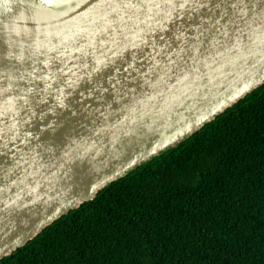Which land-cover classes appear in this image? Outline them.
I'll list each match as a JSON object with an SVG mask.
<instances>
[{
	"label": "water",
	"instance_id": "water-1",
	"mask_svg": "<svg viewBox=\"0 0 264 264\" xmlns=\"http://www.w3.org/2000/svg\"><path fill=\"white\" fill-rule=\"evenodd\" d=\"M264 84V0H0V260Z\"/></svg>",
	"mask_w": 264,
	"mask_h": 264
},
{
	"label": "trees",
	"instance_id": "trees-1",
	"mask_svg": "<svg viewBox=\"0 0 264 264\" xmlns=\"http://www.w3.org/2000/svg\"><path fill=\"white\" fill-rule=\"evenodd\" d=\"M0 264H264V84Z\"/></svg>",
	"mask_w": 264,
	"mask_h": 264
}]
</instances>
